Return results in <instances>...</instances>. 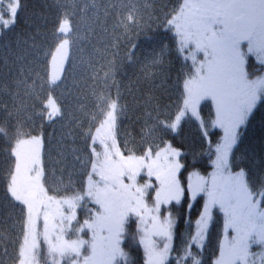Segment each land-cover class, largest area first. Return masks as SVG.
Returning a JSON list of instances; mask_svg holds the SVG:
<instances>
[{
	"label": "snow or ice",
	"instance_id": "6c2138e0",
	"mask_svg": "<svg viewBox=\"0 0 264 264\" xmlns=\"http://www.w3.org/2000/svg\"><path fill=\"white\" fill-rule=\"evenodd\" d=\"M23 7V0H0V36L14 30ZM149 9L154 0H109L105 7L112 41L104 49L106 62L91 65L90 79L99 90L93 88L96 111L80 133L87 160L73 149L80 170L52 167L43 153L45 122L65 115L56 93L72 45L78 43L74 13L65 10L58 18L54 41L43 53L49 58L43 74L24 49L8 47L11 59L4 58L7 71L0 72V156L6 163L0 168V196L19 213L11 264H134L122 247L133 225L131 239L138 237L143 246L144 264H170L175 222L171 212L161 219V206L183 200L190 209L189 198L199 203L198 197L203 203L193 244L204 237L214 210L223 214V239L212 264H264V162L254 176L245 157L239 162L236 157L241 129L258 105L264 106V0H174L161 14ZM153 24L172 34L178 57L191 61L178 75L175 107L162 106L151 93L136 96L131 86L125 89L133 96L129 104L117 80L126 61L140 64L145 79L163 61V41L150 61L136 55L133 38ZM19 42L27 44L22 37ZM203 101L213 109L207 120L201 115ZM133 110L139 113V130L133 126L119 143L122 118ZM188 123L199 131L188 148L191 167H196L198 149L207 146L209 157L214 156L207 176L193 170L185 179L187 156L168 139ZM217 129L219 134L212 131ZM142 173L146 179L140 183ZM80 208L87 213L83 223L77 219ZM89 232V239L79 235ZM190 248L176 255L175 264H187L190 257L191 264H202ZM7 255L5 247L0 264Z\"/></svg>",
	"mask_w": 264,
	"mask_h": 264
},
{
	"label": "trees",
	"instance_id": "16d2710c",
	"mask_svg": "<svg viewBox=\"0 0 264 264\" xmlns=\"http://www.w3.org/2000/svg\"><path fill=\"white\" fill-rule=\"evenodd\" d=\"M108 3L109 0H95V7H92L93 0H23L24 7L18 13L14 30L8 32L6 36H0V72L7 71V68L2 66L4 58L8 56L11 59L8 47L16 49L19 46L25 50L29 60L36 61L35 67L43 74V65L49 59L43 53L54 41L53 32L58 18L65 10L74 13L73 20L78 25V43L72 45L70 59L63 77V85L56 93L60 98L59 102L64 107L65 115L63 118H55L53 122H45L47 136L43 151L52 167H67L69 172L73 169L80 170V165L74 158L75 154L82 155L85 160L88 158L84 152L85 140L80 133L82 130H86L90 124L89 113L96 111L93 108L95 97L92 95V91L94 87L99 89L90 79L93 71L91 65L96 64L98 68L100 62H106L102 60L105 55L104 49L112 41L110 35L112 19L105 15V7ZM173 3L174 0H154V9H149V11L161 14L160 10L164 5L171 7ZM85 4L89 5L87 11H80ZM105 28H108L107 32ZM18 37L27 40V44L22 42L18 44ZM161 41L167 46L164 59L151 68V75L147 79L141 77L140 64L130 65L126 61L121 67L117 80L121 84V92L125 93L127 103L131 104L133 100V96L125 92L129 86L132 87L136 96L151 93L162 106L175 107L178 103L180 95L177 83L178 75L188 70L184 66L190 67L191 61H185L183 57H178L172 34H165L164 30L157 28L155 24L150 31L133 38V42L138 45L136 55L144 62L150 61L154 49L159 50ZM108 58L111 56L109 55ZM137 81L139 82L137 83ZM212 111L211 102L204 101L201 105V115L205 120L209 119ZM137 115L139 113L133 110L128 112L127 117L122 118L118 134L120 143L125 139V132L132 131L133 126L137 131L139 130V124L135 123ZM212 131L219 134L218 129ZM193 138H199V131L193 123L183 125L179 134H175L174 140L171 136L168 137L187 156L186 163L189 165V169L188 172H184L185 179L188 173L193 170L199 171L205 176L213 171L211 159H214V156L209 157L207 146L203 150L198 149L196 167L195 169L191 167L192 155L188 148ZM216 138L213 137V139ZM238 147L237 161L239 162L243 155L246 166L252 170L254 176L259 175L261 163L264 162V106L258 105L253 117L241 129V142ZM73 149L78 151L74 154ZM57 161L62 163L57 165ZM182 162L185 161L182 160ZM5 166L6 163L0 156V168ZM57 178L59 179V174H57ZM197 199L199 203L189 198L188 204L193 205L190 209L182 200L179 205L173 203L164 206L161 210L163 215H168L171 212L175 222L173 228L174 251L169 258L170 264H175L176 255L182 254L183 248L188 244H191L189 250L197 259L201 260L202 264H212V261L219 255L218 246L223 239V214L218 210H214L213 221L209 223L204 237L194 244L191 242V237L197 232L196 221L199 219L203 203L199 197ZM18 216L19 213L7 205L0 196V232H3V237H0V254H3L5 247L9 253V255L3 256L5 264H11L10 256L14 248L12 241L19 230L18 226L13 228V224L16 223ZM85 218H87V213L83 208H80L78 220L83 223ZM134 232L135 226L133 225L124 244L125 251L129 253L134 264H144L146 257L143 246L137 243L138 237L137 241L131 239ZM73 236L75 237V235ZM187 264H191V257Z\"/></svg>",
	"mask_w": 264,
	"mask_h": 264
},
{
	"label": "rangeland",
	"instance_id": "374dc122",
	"mask_svg": "<svg viewBox=\"0 0 264 264\" xmlns=\"http://www.w3.org/2000/svg\"><path fill=\"white\" fill-rule=\"evenodd\" d=\"M68 64V63H67ZM67 64L65 65V68L67 67ZM204 102V101H203ZM203 102H201V105L203 104ZM201 105H200V108H201ZM55 119V118H54ZM117 139H118V137H117ZM119 142V141H118ZM120 143V142H119ZM43 151H44V149H43ZM138 179V181L140 182V183H143L144 182V179H146V177H144V175H143V173L141 174V177H138L137 178ZM153 179V183H155V178L153 177L152 178ZM126 182H128V181H126ZM173 203H175V202H173ZM149 205L151 206V202L149 201ZM164 206H168V205H162L161 206V210H162V208L164 207ZM169 214V213H168ZM78 216H79V209H77V219H78ZM168 215H163L162 214V216H161V219H163L164 217H167ZM173 217V216H172ZM174 219V218H173ZM74 224H75V221L73 222ZM209 225V224H208ZM208 227V226H207ZM207 233V232H206ZM205 233V234H206ZM80 236H82V238H84V239H89L90 238V236H91V233L89 232L87 235H84L83 233H81V234H79ZM76 238V236L74 237H72V239H75ZM173 242H174V233H173V240H172V242H171V244H172V247L174 246V244H173ZM122 247H124V249L126 248V246L123 244L122 245ZM253 251H259V249L258 248H253ZM170 256H171V254H170ZM170 256H169V258H170ZM168 258V259H169Z\"/></svg>",
	"mask_w": 264,
	"mask_h": 264
}]
</instances>
